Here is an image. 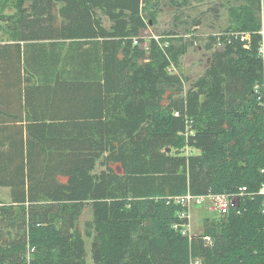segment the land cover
<instances>
[{"label": "trees", "instance_id": "obj_1", "mask_svg": "<svg viewBox=\"0 0 264 264\" xmlns=\"http://www.w3.org/2000/svg\"><path fill=\"white\" fill-rule=\"evenodd\" d=\"M155 1L0 0V264H84L86 204L112 230V264H264V0L233 14L251 48L209 37L221 46L185 95L170 71L183 52L138 46ZM179 144L198 154L172 155ZM243 187L227 216L182 234L177 198Z\"/></svg>", "mask_w": 264, "mask_h": 264}, {"label": "rangeland", "instance_id": "obj_2", "mask_svg": "<svg viewBox=\"0 0 264 264\" xmlns=\"http://www.w3.org/2000/svg\"><path fill=\"white\" fill-rule=\"evenodd\" d=\"M239 10H248L253 14L251 5L247 0H156L151 10L143 13L144 25L141 29V39L138 46L147 52L149 45H151L150 47L156 45L160 50L167 44L173 47L172 49L178 48L176 50L183 52L182 55L178 56L176 66L171 67L170 71L181 77L183 83L182 95H185L186 91L204 76L210 64L212 52L221 46V44H211L207 47L209 37L217 38L219 35H225L228 32L230 38L242 44V51H248L251 48L252 38L255 34L238 32L235 29L233 14L240 13ZM4 30L5 25L3 21H0V42L6 40ZM262 31L259 36L261 39ZM136 44L133 42V45ZM152 51L156 52L155 49H152ZM233 56L236 57V54ZM170 153L178 156L198 154L196 150L183 144H179ZM0 202H9L8 189L0 188ZM208 203L206 201L204 204H192L189 208L186 232L190 236L191 234L200 233L204 218H215L209 209ZM78 227L85 243L83 263L112 264L110 262L111 254L115 249L112 230L109 231V224L106 227H101L96 223L89 204L82 208ZM93 242L97 243L98 255L93 253ZM43 254L45 256V253ZM101 254H104V256ZM28 258L33 259V256L30 254ZM46 258H50V256Z\"/></svg>", "mask_w": 264, "mask_h": 264}, {"label": "built area", "instance_id": "obj_3", "mask_svg": "<svg viewBox=\"0 0 264 264\" xmlns=\"http://www.w3.org/2000/svg\"><path fill=\"white\" fill-rule=\"evenodd\" d=\"M262 39L261 42L258 44L257 47V55L262 61L263 69H264V32L262 31ZM136 43V40L133 41ZM220 45V44H217ZM254 92L255 94H258L257 100L262 104L264 109V79L261 86L255 85L254 86ZM246 188H240L239 193L236 195H227V194H220V195H207V196H194L189 193H187L185 196L179 197L176 199V202L185 208V210L179 215L181 219H187L188 220V211L192 204H204V202L208 201V206L212 214L215 216V218H222L229 214L230 210L234 207H236L239 203V197L244 195L246 193ZM257 195L263 197V201L261 204V215L264 216V184L259 187V190L257 192ZM187 226V225H186ZM182 230L183 235H187V232ZM189 236V235H188ZM205 241L207 244H210V239L205 238Z\"/></svg>", "mask_w": 264, "mask_h": 264}, {"label": "crops", "instance_id": "obj_4", "mask_svg": "<svg viewBox=\"0 0 264 264\" xmlns=\"http://www.w3.org/2000/svg\"><path fill=\"white\" fill-rule=\"evenodd\" d=\"M93 16H95L97 19H99L98 21H99V25L100 26H102L105 30H108L109 28H110V25H111V21H109L102 13H101V11L99 10V9H97V10H95V13H94V15ZM96 42H98V43H100L101 42V39H99L98 41H96ZM76 51H79V50H83V51H85L86 49H89V46H87V45H84V47L82 48L81 46L78 48V46H76ZM66 50H67V46H65L64 47V50H63V52L65 53L66 52ZM72 50H73V48L70 50V52L69 53H71L72 52ZM99 72V71H98ZM98 75L100 76V77H98V79H100V80H102V75L100 74V73H98ZM33 83H34V80H33ZM106 154V153H105ZM105 168L104 167H102V166H97V168H96V172H98V171H100V170H104ZM188 226V225H187ZM187 226H186V228H187ZM186 228H185V232H186ZM187 235H189L188 234V232H187ZM190 236V235H189Z\"/></svg>", "mask_w": 264, "mask_h": 264}, {"label": "water", "instance_id": "obj_5", "mask_svg": "<svg viewBox=\"0 0 264 264\" xmlns=\"http://www.w3.org/2000/svg\"><path fill=\"white\" fill-rule=\"evenodd\" d=\"M167 152H169V150H167Z\"/></svg>", "mask_w": 264, "mask_h": 264}]
</instances>
